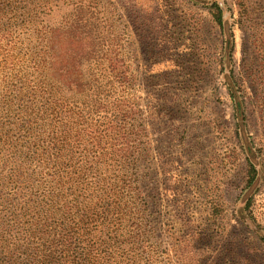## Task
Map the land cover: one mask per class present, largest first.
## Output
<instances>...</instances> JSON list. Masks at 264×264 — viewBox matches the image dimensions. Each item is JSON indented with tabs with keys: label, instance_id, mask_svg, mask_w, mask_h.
I'll return each mask as SVG.
<instances>
[{
	"label": "rangeland",
	"instance_id": "obj_1",
	"mask_svg": "<svg viewBox=\"0 0 264 264\" xmlns=\"http://www.w3.org/2000/svg\"><path fill=\"white\" fill-rule=\"evenodd\" d=\"M152 258L264 264V0H0V264Z\"/></svg>",
	"mask_w": 264,
	"mask_h": 264
},
{
	"label": "trees",
	"instance_id": "obj_2",
	"mask_svg": "<svg viewBox=\"0 0 264 264\" xmlns=\"http://www.w3.org/2000/svg\"><path fill=\"white\" fill-rule=\"evenodd\" d=\"M216 10L214 12V17H215V20L216 22L218 23V25L220 27H223V24H224V19H223V7L218 4V3H215L214 4ZM230 51H231V48H230ZM239 110L241 111V105L238 106ZM244 116V114H243ZM246 117V116H245ZM250 151V154L253 155V149L250 147L249 149ZM249 161V183L252 184L253 182L255 183L256 181V175H257V166H256V163L251 161V160H248ZM156 258H152L151 262L153 264H164L165 260H155ZM166 259V258H165Z\"/></svg>",
	"mask_w": 264,
	"mask_h": 264
}]
</instances>
